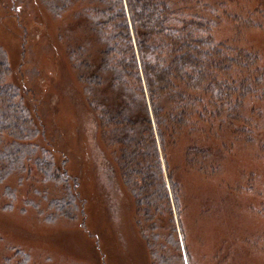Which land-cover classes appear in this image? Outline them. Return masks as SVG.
Wrapping results in <instances>:
<instances>
[{
	"label": "rangeland",
	"instance_id": "obj_1",
	"mask_svg": "<svg viewBox=\"0 0 264 264\" xmlns=\"http://www.w3.org/2000/svg\"><path fill=\"white\" fill-rule=\"evenodd\" d=\"M177 4L215 21L216 43L254 55L264 80V0ZM88 6L72 0L56 13L39 0H0L6 80L36 131L30 141L71 178L77 206L57 216L50 205L62 190L33 164L0 180V264H155L149 243L170 264H264V100L245 98L239 120L209 106L182 130L154 132L180 211L144 222L121 175L130 151L101 126L97 92L81 78L82 62L97 66L102 47Z\"/></svg>",
	"mask_w": 264,
	"mask_h": 264
},
{
	"label": "trees",
	"instance_id": "obj_2",
	"mask_svg": "<svg viewBox=\"0 0 264 264\" xmlns=\"http://www.w3.org/2000/svg\"><path fill=\"white\" fill-rule=\"evenodd\" d=\"M39 1L56 13L72 3ZM81 1L89 4L84 15L102 46L97 66L82 62L86 76L81 78L90 93L91 88L97 92L91 105L101 126L113 136L120 134L119 143L130 151L121 162L124 183L144 222L149 214L171 215V208L179 212L177 184L170 176L165 179L154 132L163 137L182 130L192 124L193 114L200 117L209 106L239 120L245 98L264 100L256 57L216 43V22L185 12L179 0ZM8 75L0 51V180L24 162L33 164L42 180L62 190L50 205L56 215L73 217L77 206L71 178L53 165L49 152L30 141L36 131L30 129L22 97L7 82ZM149 247L155 264H170L154 243Z\"/></svg>",
	"mask_w": 264,
	"mask_h": 264
}]
</instances>
